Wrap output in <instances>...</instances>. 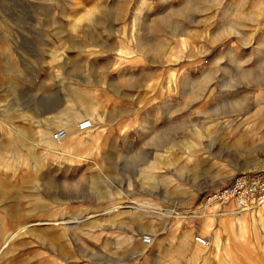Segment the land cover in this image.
<instances>
[{"label":"rangeland","instance_id":"374dc122","mask_svg":"<svg viewBox=\"0 0 264 264\" xmlns=\"http://www.w3.org/2000/svg\"><path fill=\"white\" fill-rule=\"evenodd\" d=\"M263 169L264 0H0V264H264L252 211L189 215Z\"/></svg>","mask_w":264,"mask_h":264},{"label":"built area","instance_id":"2783aa9c","mask_svg":"<svg viewBox=\"0 0 264 264\" xmlns=\"http://www.w3.org/2000/svg\"><path fill=\"white\" fill-rule=\"evenodd\" d=\"M88 125L89 122H85L81 126L85 127ZM67 136V131L61 129L54 134V141L59 144ZM205 197L204 202L198 208L189 211V215L196 217L195 219H201L207 213L209 206L214 204H220L224 209L232 205L233 208L231 210H229L230 208L227 209L225 213L230 211L240 213L262 207L264 205V169L239 173L229 185L213 191ZM155 240V236L151 234L143 237V243L147 246H152L156 242ZM194 240L199 246L204 248L210 245L208 238L201 234H197Z\"/></svg>","mask_w":264,"mask_h":264},{"label":"crops","instance_id":"0c3cea01","mask_svg":"<svg viewBox=\"0 0 264 264\" xmlns=\"http://www.w3.org/2000/svg\"><path fill=\"white\" fill-rule=\"evenodd\" d=\"M140 203H142L144 205H147V206H152L149 203H143V202H140ZM249 211H252L250 213H252L253 215H251V217H249V215L245 213L244 214L245 215L244 216L245 217L244 218L245 219V224H239V226L234 230V236H235V240H236L235 251L237 252V256H235L236 259H237L238 255L240 253L239 252V248H242L243 253H247L248 252L250 254V249H252L251 248V245L253 246V248L255 247L254 250L256 252H258V251L260 252V254L257 255V257L258 256L259 257H262L261 251L256 246L255 242L248 241L247 238H246V240L243 238L242 239V240H244L243 243H245L244 246H242V245L240 246L239 245V243H240L239 241H240V238H241L240 236L244 235V237H247V235H246L247 234V231L244 228V226H246V225L248 226L249 233H250V227L248 225L250 221L253 222V223H255V224L256 223H259V222H260V224H264V205L262 207H259L258 209L256 208V210L252 209V210H249ZM225 212L226 211H222V207L220 205H213V206L211 205V206H209L208 214L206 216V221H207L208 226H209V224L214 223L215 222L214 219L216 217H219V216H229V217H231V220H233V221H236V220L239 219V216H238L239 213L233 212V211H230L228 213H225ZM208 226H206V227L208 228ZM151 235L152 236H155V238L157 237L156 236V232H152ZM190 235H191L190 230H187L186 232H184V237L182 239L183 244L185 246L186 245H190L191 246V251L193 252V254L196 255V256H198V257L203 258V260L205 262H206L207 255L211 254L212 258H211V261L208 264H226V263H224V258L228 254H229L228 257H230V259H233V256L229 252H225L223 249H221L220 243L222 241V238L220 237L219 231L215 234V242L213 243L214 244V247L212 249L209 246L207 248H204V247H200L199 245H192V244H190L189 243V240H188V236H190ZM165 238H167V237H165ZM170 238L171 237L167 238L165 240V242H163V244H164L165 247H168V245H169V239ZM237 243H238V245H237ZM155 244L156 243H154L152 246H154ZM144 248H145V246H143V249ZM143 249L141 248V250H139L140 254L143 252ZM205 249H209V251L206 252ZM229 250H230V248H229Z\"/></svg>","mask_w":264,"mask_h":264},{"label":"bare ground","instance_id":"6f19581e","mask_svg":"<svg viewBox=\"0 0 264 264\" xmlns=\"http://www.w3.org/2000/svg\"><path fill=\"white\" fill-rule=\"evenodd\" d=\"M58 123H59V121H58ZM61 125H63V124H61ZM59 126H56L55 125V127H50V126H46V127H43L41 130H39L38 131V136H39V140H40V142H42L43 144H45L47 147H48V149L50 150V152L51 151H57L58 150V147L61 145V144H63V142L64 141H66V139L68 138V136H69V133H68V131H70V128L67 126V125H64V128H65V130L67 131V133H68V136H67V138L63 141V142H61V143H56L55 141H54V135H53V133H52V131H53V129H57ZM59 131V130H58ZM57 132V131H56ZM18 135L20 136V137H23L25 134H23V132H18ZM70 140V139H69ZM8 152L9 153H11V152H16L17 153V157H15V159L17 158V163H18V165H21V166H25L26 164H28V157L25 155V154H23V152L21 151V149H19V148H17V150H14L13 149V147H14V145H12V144H10V145H8ZM18 147V146H17ZM14 151H13V150ZM11 154H13V153H11ZM35 167H37V166H35ZM214 205H220V204H214ZM221 206V205H220ZM242 232V231H241ZM240 236V235H239ZM241 237V239H243L244 238V235H242V236H240ZM244 241V240H243ZM240 242V241H239ZM239 244H241V242L239 243ZM198 245V244H197ZM201 247V246H200ZM204 249V248H203ZM211 258H212V256H211V254H209V255H207V257H206V263L208 264L210 261H211ZM264 259V258H263Z\"/></svg>","mask_w":264,"mask_h":264}]
</instances>
